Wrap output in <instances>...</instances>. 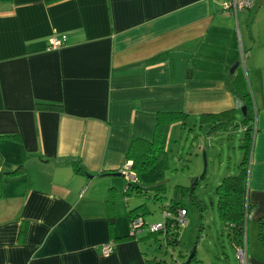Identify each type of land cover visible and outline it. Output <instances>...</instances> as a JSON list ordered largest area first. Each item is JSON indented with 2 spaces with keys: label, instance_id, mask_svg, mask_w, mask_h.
Wrapping results in <instances>:
<instances>
[{
  "label": "crops",
  "instance_id": "obj_1",
  "mask_svg": "<svg viewBox=\"0 0 264 264\" xmlns=\"http://www.w3.org/2000/svg\"><path fill=\"white\" fill-rule=\"evenodd\" d=\"M224 2L0 0V264H159L144 251V232L103 254L113 235L128 233L107 220L110 188L115 216V193L125 191L112 173L130 165L133 135L151 139L160 111L187 116L170 126L157 161L167 163L187 121L204 128L203 115L232 110L216 133L228 131L240 111L228 81L241 71L256 110L246 232L255 229L264 217V0L236 17ZM55 34L66 41L49 50ZM66 157L91 176L57 163ZM246 249L248 264H264V245Z\"/></svg>",
  "mask_w": 264,
  "mask_h": 264
},
{
  "label": "rangeland",
  "instance_id": "obj_2",
  "mask_svg": "<svg viewBox=\"0 0 264 264\" xmlns=\"http://www.w3.org/2000/svg\"><path fill=\"white\" fill-rule=\"evenodd\" d=\"M241 119L242 113L238 111L233 123L236 125L232 124L228 131L216 134H209L207 129L210 125L203 128L199 118L191 124L187 121L175 146L171 143L173 152H168L167 163L159 160L154 167L142 172L139 182L142 190L132 188L127 194L123 190L115 193L116 223L126 224L129 232L127 209L145 203L150 211L145 214L146 223L163 221L161 214L169 203L174 185L192 186L196 182L194 192L202 200V210L188 196L183 198L187 215L184 225H180L179 248L166 246L160 236L151 235L142 242L148 258L155 257L159 264H181L188 258L196 264H236L238 251L229 242L228 231L219 217L215 188L223 175L236 173L242 158L239 147ZM201 142L204 145L200 149ZM141 221L143 227L144 221ZM146 231L144 229L143 232ZM257 233V226L246 232V247L250 253H259V247H262L258 244Z\"/></svg>",
  "mask_w": 264,
  "mask_h": 264
},
{
  "label": "trees",
  "instance_id": "obj_3",
  "mask_svg": "<svg viewBox=\"0 0 264 264\" xmlns=\"http://www.w3.org/2000/svg\"><path fill=\"white\" fill-rule=\"evenodd\" d=\"M166 54L159 53L151 57L148 62L154 63L165 59ZM229 88L235 95L236 107H245V112L242 114L240 126L243 128L242 138L240 141V148L242 150V158L237 166L235 174L226 173L222 176L218 184L216 185V197H217V209L219 217L222 220L224 227L227 229V236L229 242L234 247L243 246L246 235V218L247 214L253 209V204L247 199V177L249 172V160L250 152L253 143V131L255 120V107L252 103L251 94L244 81V75L241 72L230 83L228 81ZM41 107L54 106L53 104H39ZM186 114L183 111H160L156 115L154 131L151 139H145L139 136L133 135L130 139L128 150L125 154L126 161H130V169L134 172L133 178L125 179L123 176V183L125 187L124 193L127 194L131 189L136 191L142 190L139 186L141 174L144 170L155 166L157 160L160 157H164L167 154V136L170 130V126L173 123L180 122L185 123ZM233 111H225L217 115H203L201 118H208L210 126L207 129L209 134H215L220 129L225 128L231 123L233 119ZM201 121V120H200ZM61 165H69L73 168L75 173L88 175L87 170L79 157H66L57 161ZM19 165V167H21ZM99 175L111 174L100 172ZM112 175V174H111ZM90 176V175H88ZM195 184L192 186H185L182 184H175L172 190V195L166 210L170 215L164 218L163 227L159 231L150 232L146 227L149 226L145 221V214L149 213V209L145 203H141L128 210L129 217V232L125 235L114 236L112 242L118 240H126L129 238H141L139 236L144 229H147L145 236L162 235L167 246L179 248V232L180 223L177 219L178 209L186 208L183 203V198L188 196L190 201L196 204L199 210H202V200L195 195ZM114 187L110 188L111 194L107 198V220L110 225L115 222V210L113 207ZM141 210V212H140ZM163 213V212H162ZM187 215V211H186ZM140 217L144 221L143 230L137 234L132 235L130 232V223L133 219ZM258 241L264 245V217H261L257 223ZM144 236V237H145ZM183 264H185L183 262ZM189 264H196L190 260ZM216 264V263H210ZM238 264V262H237Z\"/></svg>",
  "mask_w": 264,
  "mask_h": 264
},
{
  "label": "built area",
  "instance_id": "obj_4",
  "mask_svg": "<svg viewBox=\"0 0 264 264\" xmlns=\"http://www.w3.org/2000/svg\"><path fill=\"white\" fill-rule=\"evenodd\" d=\"M255 5V0H225L223 4V13L226 15L237 16L238 13L242 11H246L248 9H252ZM66 34L53 35L48 40L47 49H57L64 45L66 41ZM125 177V179L133 178L134 173L131 172L130 166H127L121 171ZM170 215V213L166 210L163 211L162 216L165 218ZM186 211L184 208L178 209L177 211V219L181 226L185 223ZM142 221L140 217L133 219L130 223V232L132 235L137 234L143 230ZM163 227V222L152 223L146 228L150 232L159 231ZM113 250V242H109L103 246V254H108ZM236 250L238 251V264H248L247 263V254L245 243L243 246H237Z\"/></svg>",
  "mask_w": 264,
  "mask_h": 264
},
{
  "label": "water",
  "instance_id": "obj_5",
  "mask_svg": "<svg viewBox=\"0 0 264 264\" xmlns=\"http://www.w3.org/2000/svg\"><path fill=\"white\" fill-rule=\"evenodd\" d=\"M238 64H239V62L234 63V64L231 66L229 72H230V73H233L234 70L237 68ZM240 111H241L242 114H244V112H245V107H241V108H240ZM205 165H206V164H205ZM204 172H205V169H204ZM112 174H114V175H122V176H124L122 172L112 173ZM90 176H91V175H90ZM202 176H203V175H202ZM189 262H190V258H188V259L186 260V262H184V263H185V264H189Z\"/></svg>",
  "mask_w": 264,
  "mask_h": 264
}]
</instances>
